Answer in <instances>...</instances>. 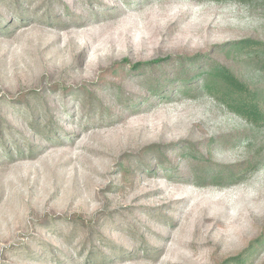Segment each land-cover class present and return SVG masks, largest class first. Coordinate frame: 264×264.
<instances>
[{"label": "rangeland", "instance_id": "374dc122", "mask_svg": "<svg viewBox=\"0 0 264 264\" xmlns=\"http://www.w3.org/2000/svg\"><path fill=\"white\" fill-rule=\"evenodd\" d=\"M0 264H264V0H0Z\"/></svg>", "mask_w": 264, "mask_h": 264}]
</instances>
